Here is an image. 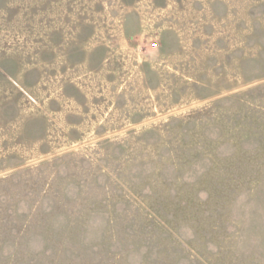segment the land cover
<instances>
[{
    "label": "rangeland",
    "instance_id": "rangeland-1",
    "mask_svg": "<svg viewBox=\"0 0 264 264\" xmlns=\"http://www.w3.org/2000/svg\"><path fill=\"white\" fill-rule=\"evenodd\" d=\"M0 264H264V0H0Z\"/></svg>",
    "mask_w": 264,
    "mask_h": 264
}]
</instances>
